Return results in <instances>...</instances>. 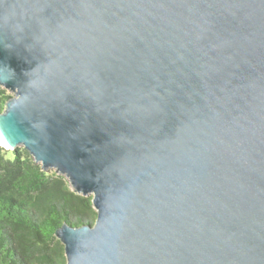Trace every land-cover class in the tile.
I'll return each mask as SVG.
<instances>
[{"label": "water", "instance_id": "1", "mask_svg": "<svg viewBox=\"0 0 264 264\" xmlns=\"http://www.w3.org/2000/svg\"><path fill=\"white\" fill-rule=\"evenodd\" d=\"M0 87L65 264H264V0H0Z\"/></svg>", "mask_w": 264, "mask_h": 264}, {"label": "trees", "instance_id": "2", "mask_svg": "<svg viewBox=\"0 0 264 264\" xmlns=\"http://www.w3.org/2000/svg\"><path fill=\"white\" fill-rule=\"evenodd\" d=\"M10 95L0 87V111ZM91 197L43 171L22 147L0 145V264H65L55 230L92 223Z\"/></svg>", "mask_w": 264, "mask_h": 264}, {"label": "rangeland", "instance_id": "3", "mask_svg": "<svg viewBox=\"0 0 264 264\" xmlns=\"http://www.w3.org/2000/svg\"><path fill=\"white\" fill-rule=\"evenodd\" d=\"M6 93L9 94V95H11V92L6 91ZM7 150H9V149H7Z\"/></svg>", "mask_w": 264, "mask_h": 264}]
</instances>
